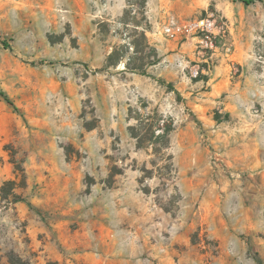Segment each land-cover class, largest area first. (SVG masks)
Wrapping results in <instances>:
<instances>
[{
  "label": "rangeland",
  "instance_id": "rangeland-1",
  "mask_svg": "<svg viewBox=\"0 0 264 264\" xmlns=\"http://www.w3.org/2000/svg\"><path fill=\"white\" fill-rule=\"evenodd\" d=\"M0 88V264H264V0H0Z\"/></svg>",
  "mask_w": 264,
  "mask_h": 264
},
{
  "label": "built area",
  "instance_id": "built-area-1",
  "mask_svg": "<svg viewBox=\"0 0 264 264\" xmlns=\"http://www.w3.org/2000/svg\"><path fill=\"white\" fill-rule=\"evenodd\" d=\"M217 21L218 19L214 14L187 20H180L173 16L166 24L164 32L173 37L181 36L194 39L198 54L203 57L205 54L214 55L226 45V24L218 25ZM207 60L208 58L205 61ZM206 71L205 66L201 69L198 65L192 70L191 78L196 79L200 73L204 74Z\"/></svg>",
  "mask_w": 264,
  "mask_h": 264
},
{
  "label": "trees",
  "instance_id": "trees-1",
  "mask_svg": "<svg viewBox=\"0 0 264 264\" xmlns=\"http://www.w3.org/2000/svg\"><path fill=\"white\" fill-rule=\"evenodd\" d=\"M241 1H243L246 4H250V3L255 2V0H241ZM3 43L5 46H9L6 41H3ZM127 67L131 68L129 66H127ZM131 69H135V68H131ZM141 74L147 75V73L145 71H141ZM202 78L207 79V75L200 73V76L196 80H199ZM161 83L163 85H166L170 90L175 91L178 95V98L181 97L179 91H177L175 89L173 83H171V82L167 83L165 81H161ZM0 96L7 103H9L11 106H13L16 110L18 109L16 107V105L14 104V101L11 99V97L1 88H0ZM138 120H139V122H141V126L143 125V128L146 130V132H147L146 136H148L146 138L149 141L153 140L155 142H160L164 138H167L169 136V134L172 132V130L174 129V126L172 123L168 124L166 126L161 124V123L165 122V119H162L160 121L161 123L160 122L157 123V121L156 122L149 121L148 117L144 118L141 116V117H139ZM131 132H132V135L139 140V144H141L142 141H140L141 138L136 131V127H132ZM15 169H16V171H18L21 174L22 179L25 180V174H24L23 168L19 167V165L17 164V165H15ZM16 186H17L16 181H14V180L6 181L4 183V185L2 187H0V192H1L0 197L4 200L11 202V203H17V202L23 201V198L21 197V195L15 191ZM9 261L11 264H29L28 261H26L24 258H22L21 256L16 255V254L9 255Z\"/></svg>",
  "mask_w": 264,
  "mask_h": 264
},
{
  "label": "crops",
  "instance_id": "crops-1",
  "mask_svg": "<svg viewBox=\"0 0 264 264\" xmlns=\"http://www.w3.org/2000/svg\"><path fill=\"white\" fill-rule=\"evenodd\" d=\"M160 50H161V49H160ZM205 81H206V78H202V79L196 80V83H199V82L204 83Z\"/></svg>",
  "mask_w": 264,
  "mask_h": 264
}]
</instances>
